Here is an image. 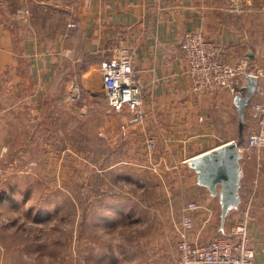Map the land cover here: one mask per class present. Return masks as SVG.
I'll return each instance as SVG.
<instances>
[{
	"label": "crops",
	"instance_id": "crops-1",
	"mask_svg": "<svg viewBox=\"0 0 264 264\" xmlns=\"http://www.w3.org/2000/svg\"><path fill=\"white\" fill-rule=\"evenodd\" d=\"M192 30L219 43L224 60L264 68V0H0V168L6 174L0 179V210L16 202L13 191L23 192L22 201L29 205L35 191L31 182L38 183L37 174L45 176L35 170L39 164L32 161L31 147L33 136L43 131L47 107L55 104L54 113L64 120V114L78 112L82 101L106 104L98 62L127 46L144 84L142 108L151 117L139 121L127 108L99 113L94 135L100 132L105 150L122 156L105 168L119 174L133 170L134 182L149 169L153 178L167 179L173 191L182 185V196L208 209L192 213L190 236L211 238L218 199L197 182L189 160L230 140L245 146L254 124L248 103L239 120L235 95L191 89L180 39ZM120 125L127 127L124 137ZM146 136L156 137L154 149L145 146ZM51 147L41 145L46 153ZM240 153L239 203L228 219L240 217L251 200L250 242L256 263L264 264V146ZM95 157L88 160L93 173ZM53 166L47 159L42 167ZM40 193L36 200L43 198Z\"/></svg>",
	"mask_w": 264,
	"mask_h": 264
},
{
	"label": "rangeland",
	"instance_id": "rangeland-1",
	"mask_svg": "<svg viewBox=\"0 0 264 264\" xmlns=\"http://www.w3.org/2000/svg\"><path fill=\"white\" fill-rule=\"evenodd\" d=\"M76 106L61 120L49 105L43 131L33 136L31 158L45 176L31 182L29 205L23 192L13 191L16 202L0 210V264H174L176 224L188 201L183 186L173 191L149 169L134 182L133 170L105 168L122 156L107 152L93 128L100 112L117 111H107L103 99ZM42 142L52 145L51 153ZM93 155L95 173L88 168ZM47 159L53 168L42 167ZM39 191L43 198L36 200Z\"/></svg>",
	"mask_w": 264,
	"mask_h": 264
},
{
	"label": "built area",
	"instance_id": "built-area-1",
	"mask_svg": "<svg viewBox=\"0 0 264 264\" xmlns=\"http://www.w3.org/2000/svg\"><path fill=\"white\" fill-rule=\"evenodd\" d=\"M230 8L233 11L240 10L239 7ZM18 12L24 15L26 10L19 9ZM68 25L74 27L75 23L70 22ZM180 49L187 62L186 74L190 79V87L195 92L223 89L232 95L243 96L246 77L256 78L254 94L248 101L254 127L247 136L245 146L237 144V149L243 152L264 146V68L251 69L244 61L224 60L220 44L206 38L201 30L184 32L180 39ZM131 59L127 46H121L112 56L102 58L98 62L101 86L107 111L127 108L137 120L143 121L151 115L142 108L144 84L137 77ZM69 98L74 100L76 96L70 95ZM120 131L125 136L128 132L126 125H120ZM144 141L149 150L155 148L156 137L146 136ZM2 177H5V171L0 168V178ZM250 201L249 199L240 217L227 218V225L223 230H219L218 220L216 233L207 241H202L190 236V231L194 228L192 213L208 209L197 199L188 200L176 224L174 264H257L248 231ZM204 220L206 222L208 217Z\"/></svg>",
	"mask_w": 264,
	"mask_h": 264
},
{
	"label": "water",
	"instance_id": "water-1",
	"mask_svg": "<svg viewBox=\"0 0 264 264\" xmlns=\"http://www.w3.org/2000/svg\"><path fill=\"white\" fill-rule=\"evenodd\" d=\"M255 87L256 78L247 76L244 95L235 98L239 120H242L243 108L253 96ZM241 158L242 155L237 149V143L230 140L189 160V164L196 174L197 182L207 187L218 199L219 230H223L225 220L238 208Z\"/></svg>",
	"mask_w": 264,
	"mask_h": 264
}]
</instances>
